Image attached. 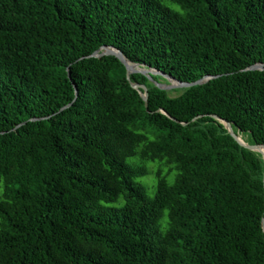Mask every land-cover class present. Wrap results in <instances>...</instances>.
<instances>
[{
    "label": "trees",
    "instance_id": "16d2710c",
    "mask_svg": "<svg viewBox=\"0 0 264 264\" xmlns=\"http://www.w3.org/2000/svg\"><path fill=\"white\" fill-rule=\"evenodd\" d=\"M105 45L217 77L133 73L146 107L116 56L83 58ZM257 63L264 0H0V264H264V160L210 116L264 144ZM149 161L176 171L153 198Z\"/></svg>",
    "mask_w": 264,
    "mask_h": 264
},
{
    "label": "water",
    "instance_id": "95a60500",
    "mask_svg": "<svg viewBox=\"0 0 264 264\" xmlns=\"http://www.w3.org/2000/svg\"><path fill=\"white\" fill-rule=\"evenodd\" d=\"M106 55H114V56H116L125 65L126 70H127V78L130 81L132 87L134 89H136L140 93L141 97L143 98V100L145 102L146 107H148V104H149V102H148V89H147L146 85H144V84L132 82L131 75L133 73H141L143 75H146L150 80H153L152 75H160V76L164 77L165 79L168 80L167 83L155 82L156 86H158L160 89H164V90H171V89H177V88H189V87H193V86H196V85L204 84V83L208 82L209 80L217 77V76L207 75V76H205V77H203V78H201V79H199L197 81L183 82V81H180V80L174 78L173 76L168 75V74H166L164 72H161V71H159L157 69L149 68V67H146L144 65H140L138 63H133L124 55V53L120 49H118L116 47L108 46V45H105V46L99 48L94 53H92V54H90V55H88L86 57H83V58H99V57H103V56H106ZM246 70H261V71H264V63L254 64V65L248 67ZM68 76H69V78H71L70 68H68ZM75 89H76V98H77L78 89H77L76 85H75ZM76 98L74 99V101L76 100ZM73 102H71V103L65 105L64 107H62L60 109V111L69 108L73 104ZM161 111L163 113L167 114L169 117H171L165 110L161 109ZM210 116L213 117L214 119H217V120L221 121L225 125V127L228 130L229 134L241 146H243V147H245L247 149H250L252 151L260 153L262 155L263 160H264V144L247 143L241 137V135H239L238 133L235 132L233 123H231L230 121H228L226 119H223L220 116L215 115V114H212ZM199 117H202V115H200L198 117H195L193 119V121L197 120ZM44 118H47V117H44ZM44 118H33V119H31V121H38V120H42ZM173 119L176 120L175 118H173ZM25 123L26 122L20 124L19 126H21V125H23ZM181 123L183 125H187L188 124V122H181ZM2 133H5V132H0V134H2ZM263 185H264V176H263ZM262 225H263V230H264V219L262 221Z\"/></svg>",
    "mask_w": 264,
    "mask_h": 264
},
{
    "label": "rangeland",
    "instance_id": "374dc122",
    "mask_svg": "<svg viewBox=\"0 0 264 264\" xmlns=\"http://www.w3.org/2000/svg\"><path fill=\"white\" fill-rule=\"evenodd\" d=\"M173 7L178 8L177 6L173 5ZM160 80L163 83H167V79L165 78H160ZM173 90V89H171ZM178 92H171V95L176 96L178 95ZM241 137L247 142L250 143V136L248 134H241ZM133 159V158H132ZM131 159V160H132ZM147 169H148V174L140 177L137 179L138 182L142 183L145 186L146 189V193L150 198H153L156 194V185H157V171L161 170L162 174L167 178V180L172 183L174 181L175 175H176V171L172 170L171 171V167L169 165H165L163 162L160 161H149L145 163ZM2 183L0 184V193L2 191ZM168 211H165L164 213V217L161 220V227L162 229L166 228L167 223H168Z\"/></svg>",
    "mask_w": 264,
    "mask_h": 264
}]
</instances>
